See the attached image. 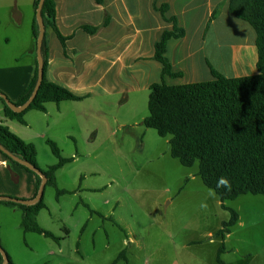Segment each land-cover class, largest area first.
Returning a JSON list of instances; mask_svg holds the SVG:
<instances>
[{"label": "rangeland", "instance_id": "obj_1", "mask_svg": "<svg viewBox=\"0 0 264 264\" xmlns=\"http://www.w3.org/2000/svg\"><path fill=\"white\" fill-rule=\"evenodd\" d=\"M148 94L149 90L127 99L97 95L48 102L46 112H25L24 124L0 116L10 132L35 146L39 168L58 161L47 139L55 142L62 158H73L56 171L58 188L70 193L56 197L55 189L46 186V208L37 215L38 225L60 240L24 232L21 212L2 208L0 244L14 264H109L122 250L128 226L135 232L128 254L133 250L132 261L145 264L144 235L138 229L147 223L173 233L180 242L192 233L195 244L204 243L192 246V252L202 250L204 258H211L213 246L201 234L215 229L221 220L213 208L218 198L198 176L186 187L196 189L193 193L180 192L198 165L185 167L172 158L169 137L142 124L148 115ZM0 171L16 184L12 171ZM223 204L238 211L244 224L230 240L239 254H225V258L246 264L249 252L264 249V195L243 194ZM104 216L110 218L104 220ZM254 221L259 224L251 230L249 224Z\"/></svg>", "mask_w": 264, "mask_h": 264}, {"label": "crops", "instance_id": "obj_2", "mask_svg": "<svg viewBox=\"0 0 264 264\" xmlns=\"http://www.w3.org/2000/svg\"><path fill=\"white\" fill-rule=\"evenodd\" d=\"M54 1L57 29L62 36L69 38L63 47L54 32L48 33L45 76L48 81L67 88L82 99L97 95H123L127 99L132 94L148 91L153 83L183 85L210 81L214 78L211 68L226 77L257 72L255 31L247 22L229 13L227 0ZM32 3L33 0H0V93L12 103L25 89L35 65ZM163 5H166L164 18L159 12ZM217 8L218 15L211 19ZM171 17L184 30L183 37L167 42L165 55L172 71L181 73L175 78L162 77V65L153 57L155 43L164 31L173 28ZM85 26L96 27V32L87 33L83 29ZM0 116L5 118L1 103ZM0 168L16 175V184L13 185L9 176L0 171V196L24 200L35 197L37 186L32 173L21 167L14 169L1 154ZM197 172L198 169L186 178L180 192L193 193L196 190H186V187ZM221 205L219 199L213 200V208L221 220L215 229L201 234L202 239L208 238L207 244L213 246L211 258H204L202 250L192 252V246L204 244H195L192 233H187L180 242L173 233L168 234L159 225L147 223L138 229L144 235L145 264H216L217 251L222 243L225 247L221 254L222 263L238 264L237 261H227L225 254H239L235 241L231 245L230 240L237 228H243L244 224L235 210L238 221L234 228L223 240L216 237V231L230 216L226 209L221 211ZM2 208L14 210L0 206V215ZM108 218L103 217L104 220ZM114 221L118 223L116 219ZM258 224L254 221L249 228L253 230ZM124 230L121 251L126 253L116 264H141L132 261L133 250L130 254L127 251L129 245L135 244V232L130 226ZM246 259V264H264V249L249 252Z\"/></svg>", "mask_w": 264, "mask_h": 264}, {"label": "trees", "instance_id": "obj_3", "mask_svg": "<svg viewBox=\"0 0 264 264\" xmlns=\"http://www.w3.org/2000/svg\"><path fill=\"white\" fill-rule=\"evenodd\" d=\"M102 3L103 0H96ZM39 0H33V18L31 23L34 42L37 41L39 25L36 9ZM228 11L234 17L247 22L255 31L257 49V72L240 77H226L211 68L213 79L183 85H167L164 82L153 83L149 87L148 115L142 120L145 127L153 128L161 137H169V153L183 166L198 165L197 176L206 188L211 189L229 212V219L224 221L215 233L221 240L230 233L238 221L235 210L223 203L234 200L243 194L264 195V0H227ZM164 18L166 5L159 8ZM219 13V8L211 14V19ZM44 37L41 46L43 59V76L38 91L32 102L22 112H14L0 96L4 117L24 124L23 115L29 110L45 112L48 102L79 101L77 96L67 88L48 81L45 72L48 58V33L54 32L62 46L69 37H64L55 22V1L44 0L41 7ZM171 30L164 31L154 45V60L162 65V77L181 76L173 72L165 53L167 42L183 37L184 30L176 24L175 18ZM92 34L96 27H83ZM37 61L25 89L20 94L16 106L28 101L37 80ZM2 93H0L1 95ZM58 161L46 169L39 168L36 162V148L32 143L24 142L0 122V146L11 155L26 161L41 170L46 176V186L55 189L56 197L70 193L59 189L56 183V171L72 159H64L60 150L51 139L46 140ZM0 154L15 164L35 175L37 191L41 177L31 169L21 165L6 154ZM227 180V186L220 185V180ZM37 193V192H36ZM0 206L14 208L21 212L20 225L24 232L42 234L44 237L58 241L51 232L41 228L37 215L46 208L43 196L31 205H24L9 200H0ZM225 247L222 243L217 251L216 264H223L221 254ZM126 251H121L111 264H116ZM8 263L14 264L7 254ZM125 260V259H124ZM3 258L0 254V264Z\"/></svg>", "mask_w": 264, "mask_h": 264}, {"label": "water", "instance_id": "obj_4", "mask_svg": "<svg viewBox=\"0 0 264 264\" xmlns=\"http://www.w3.org/2000/svg\"><path fill=\"white\" fill-rule=\"evenodd\" d=\"M43 1L44 0H39L38 6L36 9V19H37L38 25H39V34H38L37 41H36V60H37L38 69H37V80H36V84H35V87L33 89V92L31 94L30 98L28 99V101L21 106L14 105L11 101H9L6 98L5 95H3V94L0 95L1 98L10 107V109H12L14 112H22L26 108H28V106L32 102L33 98L35 97V95L38 91V88L41 84V81H42L43 59H42V55H41V46H42V40L44 37V26H43V21H42V17H41V7L43 4ZM0 151L3 152L4 154H6L9 158L14 160L15 162H17L21 165H24L27 168L31 169L32 171L36 172L42 179L40 187H39L35 197H33L32 199L24 200V199L12 198L9 196H0V200H9V201H13V202L24 204V205H31V204H34L35 202H37L38 200H40L43 196V191H44V188L46 185V181H47L46 176L41 172V170L37 169L36 167L31 165L30 163L23 161L16 156L11 155L2 146H0ZM0 254L2 255V258H3L2 264H7L8 263L7 253L4 251L1 244H0Z\"/></svg>", "mask_w": 264, "mask_h": 264}, {"label": "clouds", "instance_id": "obj_5", "mask_svg": "<svg viewBox=\"0 0 264 264\" xmlns=\"http://www.w3.org/2000/svg\"><path fill=\"white\" fill-rule=\"evenodd\" d=\"M219 183H220V185H224V186H227V184H228L227 180H225V179H221Z\"/></svg>", "mask_w": 264, "mask_h": 264}]
</instances>
